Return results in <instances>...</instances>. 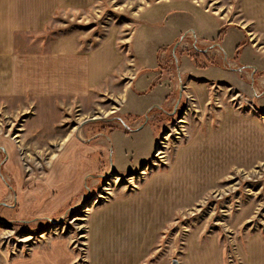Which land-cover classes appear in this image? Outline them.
<instances>
[{
	"label": "crops",
	"instance_id": "obj_1",
	"mask_svg": "<svg viewBox=\"0 0 264 264\" xmlns=\"http://www.w3.org/2000/svg\"><path fill=\"white\" fill-rule=\"evenodd\" d=\"M218 1L239 10L238 19L225 21L192 0H158L143 9L123 41L119 30L110 28L95 46L83 48L78 31L53 37L49 25L60 11H83L93 0H0V164L20 206L18 219L53 216L64 203L75 200L88 178L95 176L97 166L87 165L95 163L91 153L99 155L103 147L106 151L110 147L117 167L130 157L139 164L155 151L151 124L134 132L115 129L108 139L100 136L90 146L63 133L67 112L75 104L80 112L100 96L119 102L115 88L123 79L116 118L130 126L153 107L165 112L176 109L177 82L203 84L196 87L203 102L206 79L249 88L243 79L250 81L251 68L264 72V0ZM257 85L256 91L263 88ZM257 104L264 109V97ZM225 113L221 125L229 130L232 121L243 133L242 125L253 123ZM87 130L91 127L82 130V137ZM259 143L258 136L244 133L230 145L242 157ZM225 150L220 152L228 160ZM34 164H46L43 173L35 174ZM27 167L33 178L27 177ZM35 177L47 186L24 189ZM152 182L143 192L126 197L124 207L109 208L111 202L95 211L89 264H142L164 219L200 193L192 184L183 190L173 186L178 192L163 198L151 193ZM48 192L54 195L48 197ZM10 193L0 181V201L16 200ZM184 246L178 264H225L218 242H202L191 234ZM239 252L242 264H264V237H249ZM72 257L58 241L30 264H72Z\"/></svg>",
	"mask_w": 264,
	"mask_h": 264
},
{
	"label": "rangeland",
	"instance_id": "obj_2",
	"mask_svg": "<svg viewBox=\"0 0 264 264\" xmlns=\"http://www.w3.org/2000/svg\"><path fill=\"white\" fill-rule=\"evenodd\" d=\"M156 1L93 0L92 6L86 10L57 13L49 25V33L55 37L78 31L83 36V48H91L110 28H116L123 41L135 27L143 9ZM192 1L225 21L238 19L239 10L233 5L229 7L218 0ZM251 73L250 81L243 79L249 88L206 79V100L203 102L196 93V87L203 84L194 85L192 82L191 85H180L177 82V92H173V100L178 102L176 109L165 112L153 107L140 122L130 126L125 123V127L116 118L119 117L121 101L117 93L123 79H118L115 88L114 97L119 102L114 103L113 96H100L91 100L87 105L88 110L82 109L80 112L75 104L67 112L70 115L66 116L68 121L62 128L63 133H71L79 141L84 137L81 136L82 130L91 127L81 140L85 142L82 144L90 146L91 141L100 136L103 140L108 139L115 129L134 132L151 124L156 132L155 151L139 164L133 163L130 157L127 164L120 167L112 163L110 147H107V151L103 147L99 155L93 156L91 153V161L95 163L87 165L92 168L97 166L93 171L95 173L92 172L95 176L88 178V183L75 200L72 199L67 205L64 203L49 217L39 214L29 220L18 219L20 206L15 192L7 178H4L6 183L0 177L1 183L13 192L10 194L16 199L10 204L0 201V264H30L32 258L41 256L58 241L67 246L73 256L72 264H89L91 225L95 211L106 208L111 202L109 208L124 207L126 197L143 192V188L150 185L153 179L159 180V184L157 180L152 182L151 193H158L163 198L178 192L173 186L183 190L192 184L200 193L179 212L164 219L163 225L153 234L154 240L147 256L140 260L142 264H171L173 260L178 261L191 234L202 242H218L224 251L225 264H242L239 250L246 246L249 237H264V109L257 104L264 97V72L251 68ZM258 83L263 88L256 91L254 87L259 86ZM225 112L253 121L242 127L247 137L258 136L260 143L244 152L242 157L236 156V150L230 144L233 138L244 134L243 130L238 129L235 121L229 126L231 131L227 126L223 127L221 123ZM92 118L101 119L89 121ZM85 121L89 122L81 128L80 124ZM222 148H226L228 160L222 158ZM158 152L164 155L163 159L157 157ZM3 165L0 164L2 177ZM45 165L34 164L37 166L34 168L35 174L43 173L41 167ZM25 172H28L27 177L30 175L33 178L28 167ZM85 173L90 174L88 171ZM40 178L36 180L35 177L34 184L26 183L24 189L45 188L47 183ZM10 181L14 185L13 178ZM47 194L48 197L54 195Z\"/></svg>",
	"mask_w": 264,
	"mask_h": 264
},
{
	"label": "water",
	"instance_id": "obj_3",
	"mask_svg": "<svg viewBox=\"0 0 264 264\" xmlns=\"http://www.w3.org/2000/svg\"><path fill=\"white\" fill-rule=\"evenodd\" d=\"M96 119H101V118H92V119H90L89 121H94V120H96ZM117 120H119L120 121V123L123 125V126H125V123L123 122V120L122 119H118L117 118ZM89 121H85V122H83L82 124H80V126H81V128L84 126V124L85 123H87V122H89ZM145 125V124H144ZM79 126V127H80ZM80 140H82V139H80ZM0 177L4 180V178L2 177V175L0 174ZM4 182H5V180H4ZM171 264H178V261L177 260H173L172 262H171Z\"/></svg>",
	"mask_w": 264,
	"mask_h": 264
},
{
	"label": "bare ground",
	"instance_id": "obj_4",
	"mask_svg": "<svg viewBox=\"0 0 264 264\" xmlns=\"http://www.w3.org/2000/svg\"><path fill=\"white\" fill-rule=\"evenodd\" d=\"M224 91H225V90H224ZM213 99H214V98H213ZM161 154H162L161 152H160V153L158 152V153H157V157L161 156ZM163 158H164V155L161 156L159 159H163ZM27 159H28V158H27ZM105 190H106V188H105Z\"/></svg>",
	"mask_w": 264,
	"mask_h": 264
}]
</instances>
